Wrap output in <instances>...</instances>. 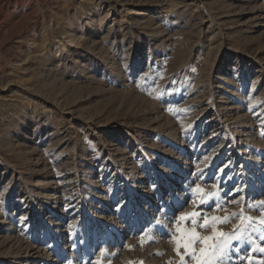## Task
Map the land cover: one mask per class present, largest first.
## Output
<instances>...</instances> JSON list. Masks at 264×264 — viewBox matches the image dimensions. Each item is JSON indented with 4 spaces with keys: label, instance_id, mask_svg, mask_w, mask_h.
<instances>
[{
    "label": "rangeland",
    "instance_id": "obj_1",
    "mask_svg": "<svg viewBox=\"0 0 264 264\" xmlns=\"http://www.w3.org/2000/svg\"><path fill=\"white\" fill-rule=\"evenodd\" d=\"M261 201L264 0H0V264H182Z\"/></svg>",
    "mask_w": 264,
    "mask_h": 264
},
{
    "label": "snow or ice",
    "instance_id": "obj_2",
    "mask_svg": "<svg viewBox=\"0 0 264 264\" xmlns=\"http://www.w3.org/2000/svg\"><path fill=\"white\" fill-rule=\"evenodd\" d=\"M194 70L195 69H193V71ZM193 193L203 194L201 196V203H207V201L203 199L204 196H208L209 198L215 196V193H207L201 189L199 185H196L193 189ZM233 203H235V201H233ZM219 207L220 205H217V208ZM248 207H252V205H248ZM259 207L264 209V201L259 203ZM237 215L240 216V221L238 224L233 225L232 232H224L217 227L218 224L225 223ZM189 220L192 224L191 228L180 226L184 221ZM255 222L264 226V216L260 218L245 216L243 209H241L239 213H232L230 216L225 215L224 217H209L207 214H201L196 211L182 213L177 217L176 232L178 236L172 237L176 245V253L180 256L182 264H184L185 256L191 258L193 264H226L229 260V253L234 251L232 242L247 243V230ZM208 227H211L210 235H202L197 231V228L206 229ZM181 248L184 249L183 255L180 253ZM254 251L264 253V248L257 247ZM249 264H251V259H249ZM258 264H264V259L260 260Z\"/></svg>",
    "mask_w": 264,
    "mask_h": 264
},
{
    "label": "bare ground",
    "instance_id": "obj_3",
    "mask_svg": "<svg viewBox=\"0 0 264 264\" xmlns=\"http://www.w3.org/2000/svg\"><path fill=\"white\" fill-rule=\"evenodd\" d=\"M229 107V106H228ZM226 108V107H225ZM229 111V110H228ZM242 125V124H241ZM249 131V130H248Z\"/></svg>",
    "mask_w": 264,
    "mask_h": 264
}]
</instances>
